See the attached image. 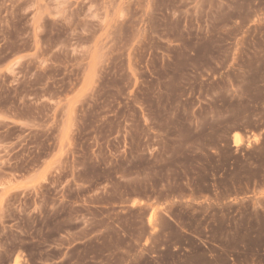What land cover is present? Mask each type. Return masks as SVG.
Instances as JSON below:
<instances>
[{
  "label": "rangeland",
  "instance_id": "374dc122",
  "mask_svg": "<svg viewBox=\"0 0 264 264\" xmlns=\"http://www.w3.org/2000/svg\"><path fill=\"white\" fill-rule=\"evenodd\" d=\"M0 264H264V0H0Z\"/></svg>",
  "mask_w": 264,
  "mask_h": 264
}]
</instances>
